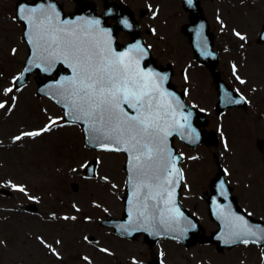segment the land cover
Returning a JSON list of instances; mask_svg holds the SVG:
<instances>
[{"label": "rangeland", "instance_id": "374dc122", "mask_svg": "<svg viewBox=\"0 0 264 264\" xmlns=\"http://www.w3.org/2000/svg\"><path fill=\"white\" fill-rule=\"evenodd\" d=\"M17 1L0 0V104H4L0 108V191L11 193L4 197L0 192V264L152 261L142 235L122 239L99 222L122 215L125 156L87 148L81 127L65 123L54 103L36 96L39 75H32L23 88H14L28 53L23 26L16 18ZM57 1L65 12L75 10L72 0ZM91 1L101 13L103 0ZM201 7L219 53L218 69L224 81L247 99L245 110L216 114L212 76L195 62L189 40L181 33L189 16L180 0H157V36L149 41L155 60L173 68L172 84L184 93L186 104L207 114V130L218 136L215 146L189 148L177 139L173 142L184 157L181 203L197 217L203 233L210 235L218 227L202 196L210 194L217 164L225 169L232 195L245 213L264 220V44L257 42L264 0L203 1ZM94 158L97 176L87 179L84 167ZM31 204L36 212L26 213ZM153 252L161 264H264V247L217 251L213 244L185 248L162 240Z\"/></svg>", "mask_w": 264, "mask_h": 264}, {"label": "water", "instance_id": "95a60500", "mask_svg": "<svg viewBox=\"0 0 264 264\" xmlns=\"http://www.w3.org/2000/svg\"><path fill=\"white\" fill-rule=\"evenodd\" d=\"M74 1L77 3V9L71 14H65L63 7L55 0L17 2V18L24 26L23 39L28 45L29 55L15 80V87H23L33 73L43 75L45 80L36 79L37 96L44 95L54 101L62 108L65 120L69 123H80L84 142L88 147L95 150L126 152L127 197L124 219L108 217L101 224L113 228L116 234L129 239L143 232L145 240L151 246L160 238H170L186 246L193 241L208 243L220 240L221 243L217 244L218 249L249 243L263 246L264 221L253 220L239 208L229 194L231 188L221 168L210 184L213 194L207 198L209 214L218 223L219 230L210 237L198 235L202 230L201 226L194 216L189 215L176 202L181 182L178 165L181 157L171 143L173 137L177 136L190 147H196L202 142L215 145L217 142L215 135L201 129L207 125L205 116L197 109L184 104L182 95L169 84L173 72L171 69L164 70L153 64L148 50L143 48L137 33L133 34L131 43L116 51L114 33L105 32V29H108L105 27V14L101 17L97 16L92 2ZM183 7L191 14V24L183 27L182 31L190 37L196 61L206 65L212 72L218 90L217 112L223 113L235 107L246 108V101L231 90L220 77L216 67L218 54L212 50L213 40L208 33V25L198 1L183 0ZM69 42H73L81 49L99 52L110 60L115 59V54L123 53L122 59L126 62L149 63L147 70H139L140 74L136 79L144 86V90L155 97L153 113L157 119L152 136H145L141 145H136L134 148L135 142L130 141L127 134L120 143H116L118 131H112L118 121L122 122L124 118L132 123L130 118L139 116L136 110L131 108V114L121 116L120 109L123 105L121 104L120 109L115 110L118 121L116 119L109 121L107 118L100 121L98 114L85 115L84 111H89L87 105H84V111L80 110L81 102L73 95L79 87L77 74L79 67L57 69V65L61 62H78L75 57L68 54ZM263 42L264 27L259 39V43ZM144 73L146 75H142ZM53 74H55L54 79H52ZM94 136L101 139H94ZM106 136L112 138L105 139ZM144 143L151 148V159L144 154L147 152V149L142 147ZM96 165V160L87 164L85 173L88 178L95 177ZM165 197H168V202L164 203ZM136 203L142 208L137 210L134 207ZM240 217L243 219H239ZM183 224L185 227L181 226ZM150 264L159 263L155 261Z\"/></svg>", "mask_w": 264, "mask_h": 264}, {"label": "snow or ice", "instance_id": "6c2138e0", "mask_svg": "<svg viewBox=\"0 0 264 264\" xmlns=\"http://www.w3.org/2000/svg\"><path fill=\"white\" fill-rule=\"evenodd\" d=\"M67 51L79 62L77 72L79 87L73 95L78 97L81 102L80 110L84 111V105H87L89 111H84L85 115L98 114L100 121H104L106 118L109 121L113 119L118 121L115 110L120 109L121 104H126L129 108L136 110L139 116L131 117L132 123L118 121L117 126L112 129L113 132L118 131L115 142L120 143V140L127 134L128 139L135 142L133 144L135 148L136 145H141L145 136L151 137L157 119L153 113L155 97L144 90V86L134 77L131 61L123 60V53L115 54V59L110 60L103 57L99 52L90 51L86 48L81 49L73 42H69ZM6 91H11V89ZM3 107L4 104H0V108ZM120 111L123 112V109ZM124 115L126 116L127 113ZM38 134L26 133L29 136ZM104 138L111 139L112 137L106 136ZM94 139H101V137L94 136ZM142 147L147 149L144 154L148 159H151V148L147 143H144ZM239 219L242 220L243 217Z\"/></svg>", "mask_w": 264, "mask_h": 264}, {"label": "flooded vegetation", "instance_id": "af4514ba", "mask_svg": "<svg viewBox=\"0 0 264 264\" xmlns=\"http://www.w3.org/2000/svg\"><path fill=\"white\" fill-rule=\"evenodd\" d=\"M103 6L106 23L117 31L115 34L117 47L131 40V34L138 27L144 43L152 53L153 45L150 44L149 38L157 36L156 17L157 12L160 11L157 9V0H104ZM121 21H126V24ZM123 26L128 27V32L119 28ZM121 36L127 37L128 40ZM156 63L162 65L157 61ZM181 198L182 196L180 201ZM24 211L27 213V207Z\"/></svg>", "mask_w": 264, "mask_h": 264}]
</instances>
